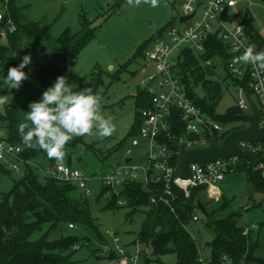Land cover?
Here are the masks:
<instances>
[{
  "label": "trees",
  "instance_id": "trees-1",
  "mask_svg": "<svg viewBox=\"0 0 264 264\" xmlns=\"http://www.w3.org/2000/svg\"><path fill=\"white\" fill-rule=\"evenodd\" d=\"M260 2L264 4V0ZM7 9L16 30L8 35L5 43H0V71L7 72L9 67L19 64L23 55L31 53L33 62L24 69L29 74V79L23 81L24 90L20 93L21 98L29 104L39 100L42 92L53 84L58 76H66L68 82L72 79L70 67L80 50L94 35L92 20L82 19L80 31L75 34L63 32L53 38L47 24L28 19L14 0H7ZM240 21L250 41H256V50H264L263 36L245 14L241 16ZM161 31H156L142 44L139 53H142ZM203 45L204 51L200 53H194L189 48L180 50L176 56V74L192 102L208 119L223 127L220 134L214 133L213 136V140L220 142L230 130L243 127L242 124L234 123L244 119L239 117L242 111L236 102L224 113L217 112L222 83L212 79L216 62L222 65L225 71L224 79L230 78L234 85H243L247 96H250V90L246 83L233 78L226 71L224 62L228 53L217 32L208 34ZM207 59H211L212 64H205ZM92 85L93 83L90 87ZM135 103L139 109L129 131L133 137L142 123L140 110L150 106V93L146 89L139 91ZM20 123L24 122L20 118L17 103L12 100L0 113V129L5 131V136L0 137V140L21 147L16 156L6 157L23 162L24 171L19 181L14 180L8 193L0 192V264H69V250L79 247L76 245L77 238L67 234L65 230L78 224L93 226L87 201L81 196L71 197L70 193L77 188L75 184L59 180L45 171L44 175L39 177L31 170V163L40 155L47 154L38 147H29L22 143L18 132ZM230 123L233 125L229 127ZM192 136L185 130L178 110L173 108L169 129L162 139L173 151L171 165H174L176 158L173 142ZM75 141L76 138H73L67 144H73ZM251 154L254 163L241 158L233 171L227 175L242 173L257 191L262 192L264 155L261 152ZM48 160L53 162V158ZM259 164H262L261 168L257 167ZM17 169L18 167L15 170ZM0 171L10 173L3 163H0ZM102 186L105 192L110 190L105 208L129 206L130 210L126 214L128 216L138 208L143 209L144 219L134 243L137 241L147 247L149 254L156 260L172 253L176 256L175 264H203L199 261V254H202L200 242L189 228L193 223L192 215L197 211L195 200H199L208 213L205 225L213 232L212 238L207 242L209 255L204 256L205 264H221L223 255L228 259L226 264H264V259L255 256L257 242L250 236L251 229L244 233L246 226L238 225L237 212L231 210L224 214L229 200L224 197L223 192L215 202L207 199L204 186L198 185L190 188L186 198L182 190L172 184L171 189L178 196L171 200L174 208L172 211L158 198L161 195L166 196L163 192L164 181L158 184L150 183L146 188L141 181H126L116 188V192ZM152 196H155L156 201H151ZM119 199L124 200V204H119ZM213 203L217 204L212 205ZM69 224L73 226L70 227ZM114 257L117 258L116 255Z\"/></svg>",
  "mask_w": 264,
  "mask_h": 264
},
{
  "label": "rangeland",
  "instance_id": "rangeland-1",
  "mask_svg": "<svg viewBox=\"0 0 264 264\" xmlns=\"http://www.w3.org/2000/svg\"><path fill=\"white\" fill-rule=\"evenodd\" d=\"M23 14L30 20L41 21L48 25L53 38L63 32L75 34L80 31L82 19H88L94 30L93 37L84 45L70 67L71 80L69 85H76L74 91L90 88L92 93L100 97V113L109 119L114 126L110 136L99 137L93 129L91 134L75 136L73 144H66L65 156L62 160L47 155H40L31 165V170L42 177L43 172L56 161H60L81 172L88 179L89 192L84 193L75 188L71 197H83L87 201L93 226L75 225L66 228L65 232L77 238L78 249L69 250V264H116L118 253L110 235L119 237L118 246L130 254L135 253L134 240L141 228L144 212L138 208L132 215H126L129 206L117 209L105 208L110 190L106 192L99 177L124 163L125 151L131 149V162L142 165L145 160L146 145L140 142L132 146L130 127L135 120L136 94L147 89L148 75L153 71V64L145 58V50L139 53V48L156 31H161L172 22L182 25L178 20L182 0H158V6L150 4L129 5L128 0H14ZM247 14L249 22L264 38V4L260 0H240L238 5L228 9L226 16L239 21ZM255 45L256 41H251ZM212 64V63H211ZM7 72L0 71V81ZM225 71L216 62L215 74L212 79L222 83L218 113H224L234 105L237 98L236 86L230 78L224 79ZM91 83L93 85L90 87ZM52 85V84H51ZM49 85V86H51ZM48 86V87H49ZM21 87L0 91L7 95L8 105L12 100L17 103L19 115L24 123L28 102L21 98ZM253 99L254 96H252ZM0 107V113L4 106ZM248 111V110H247ZM246 125L245 120L234 123ZM233 125L230 123L229 127ZM5 131L0 129V137ZM10 173L0 171V192L8 193L14 180L19 181L24 171V163L12 157L0 160ZM15 164L18 169H12ZM39 164V165H35ZM224 197L229 205L224 214L237 212L236 221L240 226L249 227L252 240L257 242L255 256L264 259V191H257L242 173L229 174L220 183ZM213 203L212 205H216ZM221 214V213H220ZM198 220L189 225L193 236L200 242L203 256L209 255L207 242L213 232L205 225V216L197 209ZM254 226V227H252ZM145 252L140 254L136 264H175L174 254H165L159 260L152 258L150 250L143 245Z\"/></svg>",
  "mask_w": 264,
  "mask_h": 264
},
{
  "label": "built area",
  "instance_id": "built-area-1",
  "mask_svg": "<svg viewBox=\"0 0 264 264\" xmlns=\"http://www.w3.org/2000/svg\"><path fill=\"white\" fill-rule=\"evenodd\" d=\"M239 1L182 0L178 20L180 16L190 14L192 16L181 22L185 23L182 25L172 22L150 42L144 55L146 60L153 64V71L148 75L147 80L142 82L143 84L147 82L146 90L150 93V106L140 110L142 123L138 133L131 140L132 146H137L141 141L145 143L144 163L142 165L133 164L130 157L131 149H127L125 151L126 158L130 157V160L127 162L124 160V163L99 177L102 185L116 192V188L126 181H141L144 188L150 183L158 184V182L164 181L163 192L166 196L161 195L158 198L172 211L174 208L171 200L178 197L171 189L172 184L182 190L186 198L189 196L191 187L203 185L207 199L215 202L220 199L222 195L220 183L224 181L228 173L233 171L242 157L233 155L211 159L203 164L192 162L189 165L190 177L181 179L176 176L175 165H171L173 151L163 143L162 139L169 129L173 108L178 110L185 130L193 135L178 141L186 148L207 145L213 139L214 133L220 134L223 130L221 124L208 119L187 96L185 88L176 74L175 66L176 56L182 48H189L194 53L204 51L203 42L208 34L213 32L218 33V37L227 50L228 56L224 62L226 71L233 78L246 83L250 90V96H247L243 85H235L237 106L241 109V113H250V100H252L259 111V125L264 126V69L244 64L239 60L246 46H253L255 50L256 47L251 43L241 21H234L226 16L227 10L238 5ZM15 30L16 25L8 13L7 0H3L0 2V43H5L8 35ZM204 63L211 64L212 60L207 59ZM239 146L251 156V153L258 152L264 155V142L242 140L239 142ZM20 151V146L0 140V159H4L6 156H16ZM12 166L17 168L16 165ZM257 167L261 168L262 164ZM45 173L59 180L75 184L84 193L89 192L88 179L84 178L79 170L60 161H56L46 169ZM262 176L264 177V169ZM151 201H156L155 196L151 197ZM118 203L124 204V200L119 199ZM196 220H198V216L194 213L192 222L194 223ZM69 226L73 225L69 224ZM248 229L249 227H245L244 233ZM110 236L116 243L115 250L118 253L116 264H136L140 254L144 253L140 244L136 241L134 243L135 253L130 254L117 245L119 237L116 234ZM199 261L205 264L202 254H199ZM227 261V257L223 255L221 264H226Z\"/></svg>",
  "mask_w": 264,
  "mask_h": 264
},
{
  "label": "clouds",
  "instance_id": "clouds-1",
  "mask_svg": "<svg viewBox=\"0 0 264 264\" xmlns=\"http://www.w3.org/2000/svg\"><path fill=\"white\" fill-rule=\"evenodd\" d=\"M128 3L139 5L141 0H128ZM143 3L153 8L158 6V0H143ZM239 60L264 69V50L256 51L253 46H246ZM32 62L31 53H27L20 58L17 66L9 67L6 76L0 81V91L5 88L10 93L12 89L18 90L22 82L29 79L24 69ZM74 87L76 85H69L66 76H58L42 92L39 100L29 103L25 121L30 123L18 125L22 143L38 147L49 159L62 160L65 145L73 137L91 134L93 129L99 137L113 133L114 126L100 113V97L93 94L90 88L74 91ZM7 102V95L0 94V107Z\"/></svg>",
  "mask_w": 264,
  "mask_h": 264
},
{
  "label": "water",
  "instance_id": "water-1",
  "mask_svg": "<svg viewBox=\"0 0 264 264\" xmlns=\"http://www.w3.org/2000/svg\"><path fill=\"white\" fill-rule=\"evenodd\" d=\"M191 16L192 14L180 16L179 21L183 22ZM245 16H247V14H245ZM250 106V113L239 114V117L246 121V125L230 130L224 135L220 142L211 139L207 145L186 148L178 141H174L173 144L176 148V158L174 163L176 176L181 179L189 178V165L192 162L203 164L211 159L225 158L233 155L245 158L254 163L255 160L252 156L239 146V142L242 140L264 142V126L259 125L258 108L252 100H250ZM129 160L130 157L125 158V162ZM195 206L205 218L208 217L205 207L199 200H195Z\"/></svg>",
  "mask_w": 264,
  "mask_h": 264
}]
</instances>
